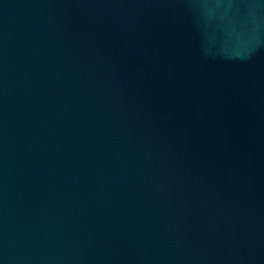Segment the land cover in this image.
<instances>
[{
	"label": "water",
	"instance_id": "obj_1",
	"mask_svg": "<svg viewBox=\"0 0 264 264\" xmlns=\"http://www.w3.org/2000/svg\"><path fill=\"white\" fill-rule=\"evenodd\" d=\"M0 264H264V0H0Z\"/></svg>",
	"mask_w": 264,
	"mask_h": 264
}]
</instances>
